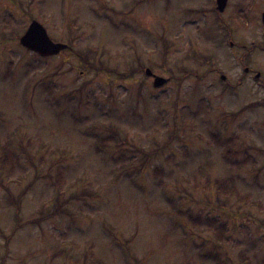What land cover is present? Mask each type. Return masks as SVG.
<instances>
[{
    "label": "rangeland",
    "instance_id": "1",
    "mask_svg": "<svg viewBox=\"0 0 264 264\" xmlns=\"http://www.w3.org/2000/svg\"><path fill=\"white\" fill-rule=\"evenodd\" d=\"M262 11L0 0V264H264Z\"/></svg>",
    "mask_w": 264,
    "mask_h": 264
},
{
    "label": "water",
    "instance_id": "2",
    "mask_svg": "<svg viewBox=\"0 0 264 264\" xmlns=\"http://www.w3.org/2000/svg\"><path fill=\"white\" fill-rule=\"evenodd\" d=\"M227 0H215V8L220 12L226 6ZM261 21L264 24V11L261 13ZM19 41L25 48L39 53L42 56L56 54L67 44L52 41L45 27L37 20H31L25 32L20 36ZM145 74L153 76V85L160 86L165 82V78L153 75L151 70L146 68ZM258 74H256V77Z\"/></svg>",
    "mask_w": 264,
    "mask_h": 264
},
{
    "label": "trees",
    "instance_id": "3",
    "mask_svg": "<svg viewBox=\"0 0 264 264\" xmlns=\"http://www.w3.org/2000/svg\"><path fill=\"white\" fill-rule=\"evenodd\" d=\"M72 35H73V34H72ZM73 37H74V36H73ZM68 48H70L69 45H68ZM75 54H76V55L78 56V58L80 59V62H82L84 65H85V63H86V64H88V65L90 64L89 66H93V64L90 63V62L88 61L87 56H83V55H82L83 53H82L80 50L76 51ZM84 55H85V54H84ZM127 76H128V75H126V74L123 75L124 78L127 77ZM217 139H219L218 136H217ZM232 142H233V139H232V138H228V139L225 140V144L228 146V148H227L226 151H225V155H226L227 158H228L227 154L229 155V154L231 153V150L229 149V145H230ZM0 148H1V150H2L1 161H2L3 163H6L8 160H10V158L12 159V158L14 157L13 153H11V152L8 150V148H6L5 145L0 146ZM214 184H215L217 190L226 191V189H225V181H224V180H218V179H216V180H214ZM177 211H178V212H177ZM177 211H176V213L179 214V215H182V214L185 213V212H182V211H180V210H178V209H177ZM186 213H187V221H188L189 223L200 224V223L202 222V219H201L200 216H193V215L190 214L188 211H187ZM204 219H205V220H203V221H205L207 224L211 221L210 218H204ZM221 233H222V226L219 227L218 238H220Z\"/></svg>",
    "mask_w": 264,
    "mask_h": 264
},
{
    "label": "flooded vegetation",
    "instance_id": "4",
    "mask_svg": "<svg viewBox=\"0 0 264 264\" xmlns=\"http://www.w3.org/2000/svg\"><path fill=\"white\" fill-rule=\"evenodd\" d=\"M246 70V69H245ZM247 71V70H246ZM144 74H145V72H144ZM151 76V75H150ZM152 77V76H151Z\"/></svg>",
    "mask_w": 264,
    "mask_h": 264
}]
</instances>
